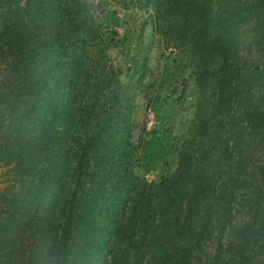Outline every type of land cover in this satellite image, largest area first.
Instances as JSON below:
<instances>
[{"label":"trees","instance_id":"obj_1","mask_svg":"<svg viewBox=\"0 0 264 264\" xmlns=\"http://www.w3.org/2000/svg\"><path fill=\"white\" fill-rule=\"evenodd\" d=\"M226 1H137L203 66L176 166L147 181L132 168L139 80L119 79L90 1L0 0V264H264V202L243 201L264 187V96L239 86ZM249 8L264 56V0Z\"/></svg>","mask_w":264,"mask_h":264},{"label":"rangeland","instance_id":"obj_2","mask_svg":"<svg viewBox=\"0 0 264 264\" xmlns=\"http://www.w3.org/2000/svg\"><path fill=\"white\" fill-rule=\"evenodd\" d=\"M89 1L96 20L101 23L107 52L113 67L119 71V79L122 82L139 80L138 83L131 81L129 117L134 122L130 136L133 171L147 181H157L172 173L176 166L199 97L194 78L203 66L186 41L158 30L156 25L164 22L155 16L153 3L141 6L138 0H133L134 4L123 9L109 0ZM251 1L255 0H230L221 8H233L227 14L239 37L236 54L239 86L248 88L258 97L264 96V56L250 45L246 36L251 21L250 8L249 13L246 9ZM222 13L218 11L215 16L221 17ZM213 62L214 67L219 65L216 58ZM211 81L215 86L217 77ZM213 89L210 87L205 96L212 98ZM207 111L214 114L215 107L210 104ZM201 139H206V135ZM252 184L258 186L259 192L248 194L243 201L250 203L260 199L264 202V187L256 180ZM263 248L261 240L253 252L258 253ZM259 257L256 263L262 261V256Z\"/></svg>","mask_w":264,"mask_h":264}]
</instances>
